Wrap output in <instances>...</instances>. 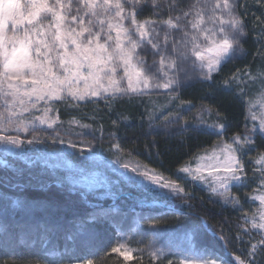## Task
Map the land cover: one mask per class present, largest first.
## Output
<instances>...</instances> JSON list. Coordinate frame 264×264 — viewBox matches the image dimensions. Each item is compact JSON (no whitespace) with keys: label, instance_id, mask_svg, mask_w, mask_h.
I'll return each mask as SVG.
<instances>
[{"label":"snow or ice","instance_id":"1","mask_svg":"<svg viewBox=\"0 0 264 264\" xmlns=\"http://www.w3.org/2000/svg\"><path fill=\"white\" fill-rule=\"evenodd\" d=\"M238 9V0H0V144L4 145V151L45 143L43 137L34 133L46 125L55 131L51 137L53 144L66 143L77 158L93 162L97 153L92 144L78 148L75 141L71 138L65 141L60 129L55 128L62 122L58 116L49 115L58 111L54 102L65 107H78L80 102L93 105L103 102L111 109L126 97L142 101L144 97L163 94L169 100H176L182 89L192 86L190 81L211 88L223 68L244 54L242 41L247 31L243 13ZM145 12L149 15L145 16ZM257 36L264 45V26ZM259 54L262 63L255 71L245 69L243 75L236 72L220 82L226 90L238 85V98L248 112L243 134L236 133L229 140L205 149L204 155H198L199 160L211 162L207 165L211 169L210 179L203 176L202 165L194 170L188 166L178 169L189 174L191 181L206 180L211 195L221 197L222 204L241 213L240 231L232 239L243 242L248 237L249 247L242 253L244 259L235 257L238 264H264V51ZM241 84L244 87H239ZM250 84L256 85L254 93L248 92ZM257 105L261 108L259 116L253 111ZM33 110L42 114L35 115ZM168 115L171 113L166 119ZM216 115L217 120L208 127L214 134L223 136L229 122L226 114L221 118L217 111ZM143 116L147 121L141 127H147L146 134H156V121L148 107ZM67 123L79 121L71 119ZM172 124L178 125L180 120H170L165 127ZM100 128L102 131L103 126ZM190 130L193 129L185 126L181 133ZM30 132L33 134L29 139ZM21 133L25 134L24 139ZM116 136L115 131L109 132L110 138ZM112 148L115 163L130 173L129 178L145 182L146 196L161 200L166 206L177 199L185 202L190 198L183 186L156 168L122 159L124 150L118 141ZM252 152L256 155L249 157ZM63 183L56 181L60 187ZM233 188L250 191L242 200L232 194ZM68 191L71 193L73 189ZM0 199L3 200L0 220L5 225L0 242L5 245L17 240L26 242L21 233L34 230L37 239L51 245L49 254L57 255L56 249L60 247L77 251L93 247L111 230L117 236L111 252L127 259L133 251L127 247V238L122 239L123 225L104 207L91 206L80 211L78 204L69 202L70 195L68 200L49 198L42 204L17 197L11 201V208L6 197ZM249 200L258 201V205L254 211L250 207L245 212ZM12 210H19L17 214L23 217L16 224L9 218ZM168 215L174 213L164 211L141 217L155 233L146 245L153 260L174 255L183 258L168 260L167 264H228L213 248L217 243L227 247L231 242L228 236L222 229L219 232L213 229L212 240L203 231L200 218L190 225V235L185 238L188 255L179 246H161L157 235L161 229L168 231L164 227ZM248 225L258 230L261 239L256 243H251ZM132 232L139 234L136 229ZM57 235L59 240L53 242L52 237ZM205 239L209 241L207 246L203 244ZM60 255L57 264H63V253ZM257 256L261 257L259 262ZM71 259L78 264H93L90 258L77 257L75 253L70 264Z\"/></svg>","mask_w":264,"mask_h":264},{"label":"trees","instance_id":"2","mask_svg":"<svg viewBox=\"0 0 264 264\" xmlns=\"http://www.w3.org/2000/svg\"><path fill=\"white\" fill-rule=\"evenodd\" d=\"M238 3V11L243 13L247 31V36L242 41L244 54L223 68V72L215 77L217 83L211 88L207 84L196 83L182 91L172 106L173 110L167 111L162 118L155 119L156 134L148 135L146 134L147 127H141L142 123L147 121L143 114L145 107H148L150 111L149 105L140 101H118L111 109L106 108L104 103L94 105L89 110V114L94 119L96 132L71 138L73 141L86 142L88 140L92 146H101L103 152L112 149L111 153L115 151L112 144L118 141L120 148L124 150L121 156L156 168L166 177L185 184L193 195L185 202L175 200L170 203L171 208L166 205L142 207L136 200L139 194L133 191L111 200L95 199L84 190L54 175L40 163L26 164L21 160L11 158L6 166L0 165V197H6L10 208L11 201L17 197L42 204L49 198L68 200L70 195L72 200L69 202L78 204L80 211L91 206L111 210L124 227L125 237L122 239L127 238V247L133 251L127 259L124 255L111 252V248L116 244L117 236L113 231L108 230L93 247L82 251L65 250L60 247L56 249L57 255H50L51 245L37 239L33 230L21 233L26 242L17 240L7 245L0 242V264H57V261L61 259L60 253H63V264H70L73 253L77 257L90 258L93 264H167L168 260L178 261L181 256L174 255L153 260L147 252L146 245L155 233L141 217L160 215L164 211L172 212L174 215L166 217L164 227L168 231L161 229L157 235L161 246H179L184 250V254H189V245L185 238L190 235V225L200 218L203 231L212 240L215 239L213 229L216 232L222 229L231 241L227 247L219 243L213 245L216 255L221 260L228 264H238L235 257L245 258L242 253L249 247L248 237H245L243 242L232 239L240 231L238 225L241 224V213L232 206L222 204L221 199L210 195L205 189L186 181L182 173L178 172L179 168L188 166L198 155L204 154L205 149H211L218 142L227 141L234 134H243L245 131L248 112L245 104L238 98L239 92L236 91L238 85L234 84L231 89L226 90L220 82L236 72L243 75L245 69L255 71L262 63L259 53L264 51V45L259 43L257 33L264 26L261 24L264 21V0H238ZM239 87H244V85L241 84ZM255 89L256 85L248 86L249 93H253ZM217 111L221 113V118L226 114L230 125L223 136L214 134L208 127L207 117L211 116L217 120ZM168 113L171 115H168L166 119ZM175 119H179L180 124L165 127L170 120ZM247 122L251 126L250 119ZM101 125L104 131L102 135ZM185 126L193 130L181 133V128ZM110 131L117 133L114 139L109 137ZM260 143L258 140L257 146ZM255 155V152L249 153V157ZM248 169L251 176L250 162ZM57 180L64 182L62 187L57 186ZM69 188L73 189L71 193L68 191ZM249 191V188H233L232 194L240 196L243 200L244 194ZM112 202H114L113 206ZM2 203L3 200L0 199V204ZM250 207L252 211L256 207L251 200L244 206V211L249 212ZM18 212L19 210H12L9 213V218L14 224L23 219L22 215L17 214ZM2 215L3 210L0 208V216ZM247 227L250 229L249 225ZM4 228L5 225L0 220V235L3 234ZM132 229H136V233L139 234L133 233ZM250 232L253 236L251 229ZM255 237L258 241L261 239V237ZM57 240H59L58 235L52 237L53 242ZM59 242L62 245L63 241ZM208 243L207 239L203 240L205 246ZM135 249L144 251L141 253ZM256 259L259 262L261 257L257 256ZM71 264H78V262L71 259Z\"/></svg>","mask_w":264,"mask_h":264},{"label":"rangeland","instance_id":"3","mask_svg":"<svg viewBox=\"0 0 264 264\" xmlns=\"http://www.w3.org/2000/svg\"><path fill=\"white\" fill-rule=\"evenodd\" d=\"M147 15H149V13L145 12V16ZM147 58L149 63H151V56H148ZM189 83L191 85L196 84L192 81H190ZM187 88L189 87L182 89L180 93ZM162 91L163 90H161V92ZM254 92L255 90L253 91V93ZM177 99L169 100L167 96L159 94L152 95L150 97H144L142 101L139 98L129 99L127 97L119 101L143 102L145 105H149V107L151 108L150 111L153 113V118L158 119L162 118L167 111L173 110L172 106L177 101ZM54 103L57 104L58 111L54 110V112L49 113V115L59 117V121L62 123H58L55 128L60 129V135L65 139V141L72 137L84 136L90 134L91 132H96L94 128L95 125L93 124L94 119L89 114V110L94 106L93 104H85L84 102H80L78 107H65L60 102ZM253 111L256 112L259 116L261 111L260 106L257 105V107L253 109ZM33 113L35 115L42 114L35 110H33ZM33 113H25V115L31 116ZM206 117L207 116H205V118ZM71 119H75L79 121V123L69 125L67 122ZM207 121L210 125L215 122L216 119L214 117L209 116L207 117ZM81 125H89V127H81ZM69 132L71 133V135H66V133ZM103 132V129L102 131L100 129L101 135L104 134ZM32 134L33 133L30 132L27 135V138H32ZM34 134L36 136L43 137L46 142L43 144L25 146L21 149H12L8 152H5L4 145L0 144V165L6 166L8 160L11 158L21 160L26 164L40 163L43 167H46V169H48L54 175L71 183L74 187L84 190L87 194H89L95 199L97 198L101 200H111L119 195H126V193L133 191L139 194V198H137L136 200L142 207L161 206L159 204H162L164 206L166 205L161 200H153L150 197L146 196L145 190L143 188V184L145 182L135 177H132L130 179V173L125 172L120 167V165L115 163V159L110 151L105 150L103 152L102 148H100L101 146H93L94 150L97 153V158L93 162L89 163L83 158H77L73 154V150L66 146V143L53 144L51 137L55 135L54 129H49L46 127V125H42L36 130ZM24 138L25 134L21 133V139ZM75 142L77 143L78 148L90 143L88 140L86 142L81 140H77ZM17 153L20 154L18 155ZM202 155L204 154H201L200 156ZM121 158L125 160H130V158H126L123 156H121ZM210 163L211 162L208 160H199L197 157L191 164L188 165V167L194 170L198 165H202L203 167L201 170L203 176L210 179V177H208V173L209 171H211V169L207 167V165ZM213 174L215 175L216 173ZM182 175L185 177L186 181H189L191 184L197 185L205 189L210 194L208 183L206 182V180L191 181L190 178H188L189 174L182 173ZM176 183L178 185L183 186L185 191L190 193L191 196L193 195V192L189 190L185 184L179 182ZM218 198L222 200L221 197ZM113 203L114 202L111 203L112 206ZM254 203L256 206L258 205V201ZM170 206L171 204L167 205V207ZM251 231L253 232L251 242H257L258 240L255 236L260 237V235L258 234V230L251 229Z\"/></svg>","mask_w":264,"mask_h":264},{"label":"water","instance_id":"4","mask_svg":"<svg viewBox=\"0 0 264 264\" xmlns=\"http://www.w3.org/2000/svg\"><path fill=\"white\" fill-rule=\"evenodd\" d=\"M159 205L163 206L162 204H159ZM204 225H205V227L207 226L205 223H204Z\"/></svg>","mask_w":264,"mask_h":264}]
</instances>
